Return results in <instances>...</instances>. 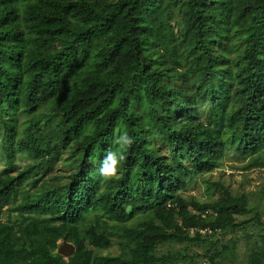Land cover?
Wrapping results in <instances>:
<instances>
[{"label":"trees","instance_id":"16d2710c","mask_svg":"<svg viewBox=\"0 0 264 264\" xmlns=\"http://www.w3.org/2000/svg\"><path fill=\"white\" fill-rule=\"evenodd\" d=\"M124 131L134 143L104 180ZM0 146L33 160L0 170V264L234 260L238 239L216 235L248 222L247 195L182 192L229 155L264 168V0H0ZM63 149L64 180L23 192ZM252 247L245 264H264Z\"/></svg>","mask_w":264,"mask_h":264},{"label":"rangeland","instance_id":"374dc122","mask_svg":"<svg viewBox=\"0 0 264 264\" xmlns=\"http://www.w3.org/2000/svg\"><path fill=\"white\" fill-rule=\"evenodd\" d=\"M45 110L46 107L43 106L37 114H41V116H43L46 113ZM26 120L27 116H19V130L23 129ZM69 156L70 153L67 150L63 149L60 153L58 162L52 166L47 176L41 177L40 171L37 174L31 175L22 185L23 192L27 191L29 193H34L43 182L53 184L54 181H56L57 176L59 175L61 177L58 179L64 180L65 175H67L68 168L62 166L61 160H68L70 158ZM32 161L33 160L24 153H16L13 158L8 161L6 159L4 150L0 146V170L4 167H7L12 173H14L16 170L21 169L25 164ZM245 162L246 160L235 159L234 157L229 155L221 161L217 169L192 178L187 186V189L182 192L184 196L191 195L197 197L198 199H203L204 197L208 196L210 192L213 194V197H216V191L213 190V182L221 181V183L228 189L239 193L244 192L247 195L248 212L244 216H237L236 220L240 221L249 219L248 222L242 226L237 227L233 234L230 233L228 235H222L219 233L216 235L219 240L218 246L222 242H227L231 236H234L236 239H238V244L235 248L236 258L234 260H231L228 257L222 256L218 259L220 264H245L246 253L250 247L253 248V245H262V247L264 248V241L262 240V237H264V168L245 169L243 168ZM39 178L40 180H38L36 183L33 182ZM11 215L13 217L19 218V215L16 213L14 214L12 212ZM3 219H7V212H4ZM66 243L69 242L66 241ZM63 245L65 244L62 239L59 240L56 251L59 250V248ZM179 248L180 245L172 247V249ZM167 249L168 247L166 246L159 247L160 253L166 252ZM202 249L203 248L199 245H191L188 246V253L201 254ZM118 251V246L114 245L108 250L98 252H100V254H116L118 253ZM171 264L177 263L172 261ZM194 264H209V262L205 258L195 257Z\"/></svg>","mask_w":264,"mask_h":264},{"label":"clouds","instance_id":"9594fccd","mask_svg":"<svg viewBox=\"0 0 264 264\" xmlns=\"http://www.w3.org/2000/svg\"><path fill=\"white\" fill-rule=\"evenodd\" d=\"M133 143V138L126 131L117 137L115 144L119 146V151L109 149L97 170L102 179L109 180L117 175L120 163L125 159L124 151L131 148Z\"/></svg>","mask_w":264,"mask_h":264},{"label":"water","instance_id":"95a60500","mask_svg":"<svg viewBox=\"0 0 264 264\" xmlns=\"http://www.w3.org/2000/svg\"><path fill=\"white\" fill-rule=\"evenodd\" d=\"M62 241L64 242L65 245L60 247L59 250H57V253L62 256H69L70 254L73 253L74 247L72 244L66 243L65 237L62 238Z\"/></svg>","mask_w":264,"mask_h":264}]
</instances>
